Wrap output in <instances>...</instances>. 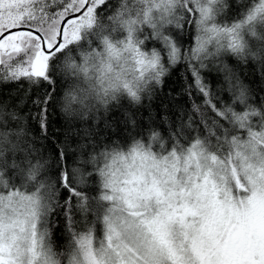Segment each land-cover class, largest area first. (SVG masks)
<instances>
[{
  "label": "snow or ice",
  "instance_id": "obj_1",
  "mask_svg": "<svg viewBox=\"0 0 264 264\" xmlns=\"http://www.w3.org/2000/svg\"><path fill=\"white\" fill-rule=\"evenodd\" d=\"M0 264H264V0H0Z\"/></svg>",
  "mask_w": 264,
  "mask_h": 264
},
{
  "label": "trees",
  "instance_id": "obj_2",
  "mask_svg": "<svg viewBox=\"0 0 264 264\" xmlns=\"http://www.w3.org/2000/svg\"><path fill=\"white\" fill-rule=\"evenodd\" d=\"M172 88H179V84L176 82L175 77L165 86V91H170ZM161 95H163V93ZM173 95H175V93H173ZM51 119L53 123L51 129L48 132L49 139L48 141L44 142L46 143L49 155L52 154L53 147L55 146L57 140V137L54 135V133L58 130L62 131V125L57 121V116L55 113L52 114Z\"/></svg>",
  "mask_w": 264,
  "mask_h": 264
}]
</instances>
